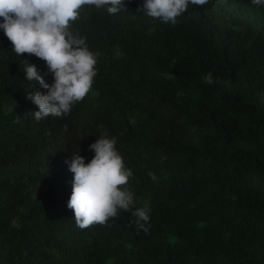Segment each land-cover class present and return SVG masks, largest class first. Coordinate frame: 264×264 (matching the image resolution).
I'll use <instances>...</instances> for the list:
<instances>
[{"label":"trees","instance_id":"1","mask_svg":"<svg viewBox=\"0 0 264 264\" xmlns=\"http://www.w3.org/2000/svg\"><path fill=\"white\" fill-rule=\"evenodd\" d=\"M143 2L80 10L71 31L97 55L92 90L42 121L26 96L47 90L23 59L53 76L0 29V264H264V6L208 0L172 25ZM104 136L150 209L147 233L123 210L80 229L67 207L65 161L79 150L87 163Z\"/></svg>","mask_w":264,"mask_h":264},{"label":"clouds","instance_id":"2","mask_svg":"<svg viewBox=\"0 0 264 264\" xmlns=\"http://www.w3.org/2000/svg\"><path fill=\"white\" fill-rule=\"evenodd\" d=\"M206 3L208 0H144L138 10L175 25L189 4ZM251 3L264 6V0H251ZM84 6L106 7L109 14H117L125 10V0H0V29L11 42L12 51L20 57L28 54L43 60L53 76V82L47 83L37 66L23 59L26 79L38 82L47 90L29 92L26 96L38 107L33 112L37 121L66 116L92 90L97 55L89 50L84 37L71 31ZM204 81L217 82L211 72L204 76ZM89 148L94 155L87 163L79 150L65 161L73 173L67 207L74 213L75 224L80 229L106 225L123 210L131 212L137 229L147 233L150 209L135 207L134 194L127 188L133 173L125 166L115 137H99ZM148 175L156 179L153 173Z\"/></svg>","mask_w":264,"mask_h":264},{"label":"rangeland","instance_id":"3","mask_svg":"<svg viewBox=\"0 0 264 264\" xmlns=\"http://www.w3.org/2000/svg\"><path fill=\"white\" fill-rule=\"evenodd\" d=\"M225 7H228V8H224V10H228L229 9V6H225Z\"/></svg>","mask_w":264,"mask_h":264}]
</instances>
